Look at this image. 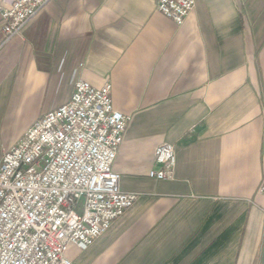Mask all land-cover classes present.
Wrapping results in <instances>:
<instances>
[{
    "label": "crops",
    "instance_id": "1",
    "mask_svg": "<svg viewBox=\"0 0 264 264\" xmlns=\"http://www.w3.org/2000/svg\"><path fill=\"white\" fill-rule=\"evenodd\" d=\"M156 5L50 0L7 42L0 19V160L76 82L109 83L113 108L130 118L113 171L138 198L66 257L264 264V0H195L179 27ZM162 143L176 164L156 181Z\"/></svg>",
    "mask_w": 264,
    "mask_h": 264
},
{
    "label": "built area",
    "instance_id": "2",
    "mask_svg": "<svg viewBox=\"0 0 264 264\" xmlns=\"http://www.w3.org/2000/svg\"><path fill=\"white\" fill-rule=\"evenodd\" d=\"M50 0L0 4L4 42ZM195 0H157L156 10L182 26ZM129 117L116 111L111 84L75 83L68 100L41 116L0 160V264H72L70 247L85 250L136 202L113 171ZM175 148L154 151L156 181L170 180ZM264 198V180L259 188Z\"/></svg>",
    "mask_w": 264,
    "mask_h": 264
}]
</instances>
